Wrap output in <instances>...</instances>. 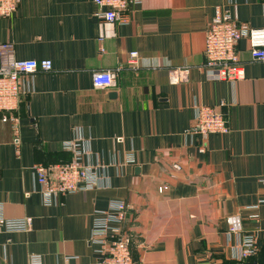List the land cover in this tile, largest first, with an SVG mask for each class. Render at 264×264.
<instances>
[{
	"label": "crops",
	"instance_id": "0c3cea01",
	"mask_svg": "<svg viewBox=\"0 0 264 264\" xmlns=\"http://www.w3.org/2000/svg\"><path fill=\"white\" fill-rule=\"evenodd\" d=\"M217 7L264 28V0H143L128 24L99 17L94 0H20L0 18V45L15 59L53 63L23 75L19 137L0 124L3 215L33 220L28 232L0 233V264H100L94 223L114 202L128 206L122 226L135 264H241L233 217L257 237L249 262L264 264V62L251 61L243 40L245 78H207L200 67ZM175 67L193 68L188 83H172ZM106 70L117 88L95 89L93 74ZM199 106L222 113L230 132L194 134ZM78 131L83 162L100 167L105 187L46 206L33 168L72 161L63 144Z\"/></svg>",
	"mask_w": 264,
	"mask_h": 264
},
{
	"label": "built area",
	"instance_id": "2783aa9c",
	"mask_svg": "<svg viewBox=\"0 0 264 264\" xmlns=\"http://www.w3.org/2000/svg\"><path fill=\"white\" fill-rule=\"evenodd\" d=\"M20 0H0V18H10L17 10ZM101 9L97 14L108 23L128 24L127 11L140 6L143 0H94ZM247 40L251 61L264 62V28L251 27L238 22L234 16L221 7L215 9V15L206 33L205 63L200 67L210 81L237 82L245 78V66L238 51L241 41ZM103 51V49H101ZM139 53L130 55L129 64L135 65ZM192 67L172 68L173 84L188 83ZM53 70L51 60H18L14 58L10 44L0 45V124H9L17 138L21 131V120L17 112L24 93L23 75L36 72L48 73ZM117 74L113 71H97L93 74L95 89L117 88ZM192 132L206 139L213 134H228L230 128L222 113L215 108L199 106L196 110ZM65 150L73 153V160L50 166L36 165L34 179L38 193L46 206L55 205L63 195L81 191L102 189L105 187V175L97 165H86L84 137L78 131L73 139L63 144ZM175 168L179 169L178 165ZM128 206L124 202H114L109 211L96 218L92 232V243L98 247L100 264H135L132 256V241L124 232ZM258 218L257 215L253 216ZM30 217L7 219L0 205V233L28 232L32 228ZM229 236H237L238 243L233 250L234 259L241 264H254L250 259L258 255V241L255 234L243 232L238 217L229 219ZM32 264H42L39 257H32Z\"/></svg>",
	"mask_w": 264,
	"mask_h": 264
},
{
	"label": "water",
	"instance_id": "95a60500",
	"mask_svg": "<svg viewBox=\"0 0 264 264\" xmlns=\"http://www.w3.org/2000/svg\"><path fill=\"white\" fill-rule=\"evenodd\" d=\"M118 96V94L115 92V93H112L111 97L112 98H116Z\"/></svg>",
	"mask_w": 264,
	"mask_h": 264
},
{
	"label": "trees",
	"instance_id": "16d2710c",
	"mask_svg": "<svg viewBox=\"0 0 264 264\" xmlns=\"http://www.w3.org/2000/svg\"><path fill=\"white\" fill-rule=\"evenodd\" d=\"M70 162V161H69ZM64 163H67V162H64ZM255 264V263H254Z\"/></svg>",
	"mask_w": 264,
	"mask_h": 264
}]
</instances>
